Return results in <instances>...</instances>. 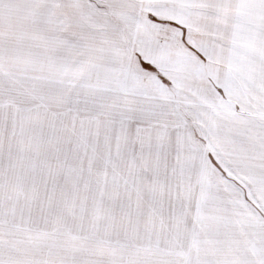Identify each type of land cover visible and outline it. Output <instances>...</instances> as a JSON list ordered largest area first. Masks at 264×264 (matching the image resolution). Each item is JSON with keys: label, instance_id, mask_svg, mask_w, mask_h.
Segmentation results:
<instances>
[{"label": "snow or ice", "instance_id": "6c2138e0", "mask_svg": "<svg viewBox=\"0 0 264 264\" xmlns=\"http://www.w3.org/2000/svg\"><path fill=\"white\" fill-rule=\"evenodd\" d=\"M0 264H264V0H0Z\"/></svg>", "mask_w": 264, "mask_h": 264}]
</instances>
